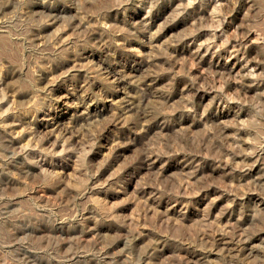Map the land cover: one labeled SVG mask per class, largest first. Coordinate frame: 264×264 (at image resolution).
I'll return each mask as SVG.
<instances>
[{
  "label": "rangeland",
  "instance_id": "rangeland-1",
  "mask_svg": "<svg viewBox=\"0 0 264 264\" xmlns=\"http://www.w3.org/2000/svg\"><path fill=\"white\" fill-rule=\"evenodd\" d=\"M0 264H264V0H0Z\"/></svg>",
  "mask_w": 264,
  "mask_h": 264
}]
</instances>
